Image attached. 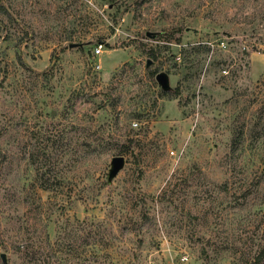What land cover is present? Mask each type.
I'll use <instances>...</instances> for the list:
<instances>
[{
    "label": "rangeland",
    "instance_id": "obj_1",
    "mask_svg": "<svg viewBox=\"0 0 264 264\" xmlns=\"http://www.w3.org/2000/svg\"><path fill=\"white\" fill-rule=\"evenodd\" d=\"M263 247L264 0H0V264Z\"/></svg>",
    "mask_w": 264,
    "mask_h": 264
},
{
    "label": "water",
    "instance_id": "obj_2",
    "mask_svg": "<svg viewBox=\"0 0 264 264\" xmlns=\"http://www.w3.org/2000/svg\"><path fill=\"white\" fill-rule=\"evenodd\" d=\"M155 78L161 82L162 84H165L166 83V78L163 74L161 73H158L156 74ZM122 164V157L120 156H116L112 159V169L110 171L111 174H115L117 172V170L120 168ZM2 259L4 261V257L2 256Z\"/></svg>",
    "mask_w": 264,
    "mask_h": 264
},
{
    "label": "built area",
    "instance_id": "obj_3",
    "mask_svg": "<svg viewBox=\"0 0 264 264\" xmlns=\"http://www.w3.org/2000/svg\"><path fill=\"white\" fill-rule=\"evenodd\" d=\"M102 46L103 44L101 42L96 43L93 49L94 53L99 54L101 52Z\"/></svg>",
    "mask_w": 264,
    "mask_h": 264
},
{
    "label": "trees",
    "instance_id": "obj_4",
    "mask_svg": "<svg viewBox=\"0 0 264 264\" xmlns=\"http://www.w3.org/2000/svg\"><path fill=\"white\" fill-rule=\"evenodd\" d=\"M149 55L152 56V57H154V51H153V49H151V48H150V51H149ZM153 75H154V74L152 73V76H153ZM263 254H264V247L262 248L261 253H260V256H258L257 259H260V257H261Z\"/></svg>",
    "mask_w": 264,
    "mask_h": 264
}]
</instances>
